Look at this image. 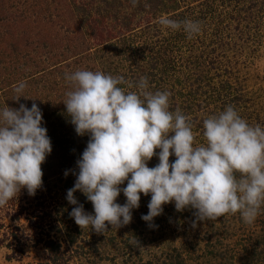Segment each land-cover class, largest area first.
<instances>
[{"label": "rangeland", "instance_id": "rangeland-1", "mask_svg": "<svg viewBox=\"0 0 264 264\" xmlns=\"http://www.w3.org/2000/svg\"><path fill=\"white\" fill-rule=\"evenodd\" d=\"M161 16L198 21L201 32L189 39L162 27ZM82 69L133 85L145 76L151 91H170V110L191 116L196 144L204 143L203 119L228 105L264 127V0H0V109L36 103L52 114L71 90L65 73ZM21 81L31 98L16 101ZM59 160L47 155L34 196L23 188L0 207V264H264V206L251 225L237 213L193 227L195 210L169 203L150 228L141 217L151 195L141 193L131 223L108 225L106 235L82 230L66 199L77 161L61 171ZM74 195L94 214L81 191ZM116 202H126L123 192Z\"/></svg>", "mask_w": 264, "mask_h": 264}, {"label": "clouds", "instance_id": "clouds-1", "mask_svg": "<svg viewBox=\"0 0 264 264\" xmlns=\"http://www.w3.org/2000/svg\"><path fill=\"white\" fill-rule=\"evenodd\" d=\"M137 3L132 0L133 6ZM158 23L174 32L182 28L189 39L201 32L198 21L161 16ZM65 79L71 85L62 101L66 114L78 135L90 137L77 160L74 187L66 196L77 205L69 215L82 230L90 227L106 235L108 225L118 229L131 223L141 193L151 195L149 211L141 217L150 228L157 227L154 218L169 203L179 212L194 209L193 227L199 221L237 213L246 225L256 221L264 206V127L260 124H249L228 105L218 115L203 119L204 143L196 144L191 116L179 107L170 110L171 92L151 91L145 76L133 85L123 75L82 69L65 73ZM26 87L23 81L14 85L13 99L31 98L24 94ZM133 87L135 91L128 90ZM42 121L36 103L31 108L20 104L0 109V207L21 189L34 196L43 185L42 164L52 152V143ZM173 155L176 159L170 162ZM154 156L159 162L149 167ZM77 190L92 203L94 214L78 202ZM121 192L124 204L116 202ZM130 243L139 246L136 238Z\"/></svg>", "mask_w": 264, "mask_h": 264}, {"label": "trees", "instance_id": "trees-1", "mask_svg": "<svg viewBox=\"0 0 264 264\" xmlns=\"http://www.w3.org/2000/svg\"><path fill=\"white\" fill-rule=\"evenodd\" d=\"M208 9L210 12H214L216 8L210 5ZM180 93L181 95H194V92L191 91ZM42 126L47 128L48 136L51 139L52 152L50 155L61 159L59 160L62 165L61 171L73 166L72 164L81 157L90 137L87 134L80 136L76 133L74 125L70 122V117L66 114V105L54 110L52 114L43 113Z\"/></svg>", "mask_w": 264, "mask_h": 264}]
</instances>
